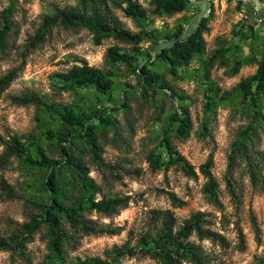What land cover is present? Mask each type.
<instances>
[{"label": "rangeland", "instance_id": "374dc122", "mask_svg": "<svg viewBox=\"0 0 264 264\" xmlns=\"http://www.w3.org/2000/svg\"><path fill=\"white\" fill-rule=\"evenodd\" d=\"M147 10L146 20H134L121 9H114L121 24L133 32L145 28L150 36L138 44L119 41L113 37L95 40V34L86 27L51 25L42 42L29 47L28 39L40 27L43 17L52 13V5H63L73 0H0V28L9 24L4 45L0 48V76L10 69H17L16 78L0 98V136L24 134V141L40 142L50 159H59L60 152L45 135L58 123V116L48 108L35 103L20 105L11 100L13 95H37L52 105L70 106L84 110L89 115L106 100L94 89L66 87L58 75L73 65L86 61L100 68L106 78L113 80L111 101L107 112L116 120V131L95 130L100 160L120 164L122 168L141 167L139 176L126 175L117 170L120 178H114L108 169L90 151L83 139H75L71 145L75 156L80 158L94 180L98 191L96 197L128 195L125 208L115 213L86 212L85 217L99 224L120 226L117 234L91 235L73 233L74 240L65 247L64 260L53 264H71L77 259L99 257L109 260L114 246L127 240L135 243L138 234L147 226L149 210L170 207L168 199L158 189L174 191L186 201L181 208H173L180 222L192 211L211 212L215 227H219L220 212L210 203L203 192L205 179L185 176L179 168L171 166L166 172H151L145 155L155 150L163 155L162 131L170 115L179 105L189 112L191 129L187 136L171 132V140L177 150L198 169L211 154L212 172L218 184V193L229 225L221 230L231 241L236 242L233 221L238 219L245 234V249H232L224 256L228 264H258L264 256V162L259 164L261 182L250 181L247 161L235 156L229 173V155L239 132L250 122L248 104L240 103L234 89L245 77L252 75L257 65L244 60L256 55L264 37V14L261 20L249 15L246 2L264 8V0H210L192 1L179 13L155 16L152 14L154 0H138ZM245 10L241 14V6ZM209 10V11H208ZM208 16L202 31L204 50L187 65L176 72L158 60L155 53L167 43L165 36H172L178 26L189 31L201 16ZM252 25V26H250ZM114 47L127 55H136L129 65L112 61L109 48ZM138 50L151 57L140 55ZM244 60L238 71L232 73L237 60ZM153 63H150L152 62ZM150 63V68L159 72L176 94L170 96L168 89L148 87L136 67ZM144 88V89H142ZM121 102L123 106H121ZM111 107H115L112 108ZM92 121H96L92 118ZM255 136L248 143L251 158L256 152H264V125L256 126ZM1 149V146H0ZM45 169L28 167L18 158L8 166L0 167V176L9 182L15 192L12 199L2 198L0 189V235L10 237L24 232V224L39 213L38 205L45 202L47 194L42 185ZM231 177L238 194V205L231 200L225 177ZM254 216L260 228V242L256 240L250 216ZM203 244L208 247L207 241ZM46 228L41 224L32 232L22 250L0 249V264H49ZM122 264H157L152 259L121 257Z\"/></svg>", "mask_w": 264, "mask_h": 264}, {"label": "trees", "instance_id": "16d2710c", "mask_svg": "<svg viewBox=\"0 0 264 264\" xmlns=\"http://www.w3.org/2000/svg\"><path fill=\"white\" fill-rule=\"evenodd\" d=\"M191 0H154L152 14L155 16L171 15L184 11ZM121 9L124 14L134 20H146L147 10L138 0H73L63 5H52V13L43 17L41 27L28 39L29 47L42 42L51 25L61 23L64 26L86 27L95 34V40L113 37L119 41L138 45L146 36H150L145 28L136 32L124 27L115 15L114 9ZM208 16H200L189 31L178 26L172 36H165L167 43L163 44L155 53L154 60L167 65L172 72L178 67L187 65L204 50L202 31L205 28ZM252 26V25H250ZM9 24L5 21L0 28V48L4 45ZM140 55L151 57L148 53L138 50ZM108 55L112 61L131 64L136 55H127L119 49L111 47ZM244 60L257 65L255 72L243 78L236 88V99L249 105L251 113L250 122L239 132L229 155L228 170L237 155L247 161L248 173L252 184L261 182L258 175L259 164L264 162V152H256V158L249 154L248 143L255 136L256 126L264 125V37L258 54L250 55ZM242 59L237 60L231 72L238 71ZM150 63H153L150 62ZM150 63H143L136 67L142 81L148 87L159 86L168 89L170 96H176L171 86L164 81L159 72L150 68ZM17 69H10L0 76V98L16 78ZM59 82L66 87L80 89H94L106 100L96 108L92 114L87 115L84 110L74 109L70 106L52 105L37 95H13L11 100L20 105L35 103L42 108H48L57 114L58 123L45 135L55 144L60 152L59 159H50L40 142L36 140L24 141V134H9L0 136V167L8 166L12 159L18 158L28 167L45 169L42 185L46 191L45 202L38 205L39 213L34 215L30 222L24 224V232L10 237L0 235V249L13 251L22 250L24 243L30 240L32 232L41 224L45 225L48 238L49 264L60 263L64 260L65 247L74 240L73 233L103 235L117 234L120 226L99 224L85 217L86 212L103 214L115 213L119 208H125L129 196L96 197L98 188L94 180L88 175L84 162L75 156L71 145L75 139H83L89 146L100 164L109 170L110 174L119 179L117 173L121 169L126 175L139 176L141 167L122 168L118 163L112 165L100 160L95 130L116 131V120L107 112V103L111 101L113 80L106 78L104 72L86 61L70 67L66 72L58 75ZM144 89V88H142ZM123 106V103L120 104ZM115 108V107H111ZM94 118L96 121H92ZM191 129L189 112L183 105H179L167 116V123L162 131L163 155L155 150H149L145 155L147 168L151 172H166L171 166L187 177L196 178L198 174L205 179L203 192L208 201L220 212L219 227H215V218L211 212L204 210L192 211L187 217L178 221L173 208H181L186 201L177 196L172 190L158 189L165 195L170 207L152 208L149 210L147 226L135 239L134 244L127 240L120 246H114L109 260L99 257H86L77 259L71 264H122L121 257L139 255L152 259L157 264H228L225 257L230 250L245 249V234L239 225L238 219L233 221L236 242L234 244L221 232L230 223L224 213L223 204L218 193L216 177L212 172V156L206 157L198 169L181 154L171 140V132L180 136H187ZM226 188L231 200L238 205L239 198L234 189L231 177L226 176ZM0 189L2 198L12 199L15 192L12 185L3 176H0ZM1 197V196H0ZM251 226L256 240L260 242V228L254 216H250ZM207 241L206 247L203 242ZM264 264V256L258 260Z\"/></svg>", "mask_w": 264, "mask_h": 264}, {"label": "crops", "instance_id": "0c3cea01", "mask_svg": "<svg viewBox=\"0 0 264 264\" xmlns=\"http://www.w3.org/2000/svg\"><path fill=\"white\" fill-rule=\"evenodd\" d=\"M245 4H246V7H248L247 11H248L249 15H251V17L253 14L256 16L262 15L264 12L263 7L258 8L255 6V4H251L249 1H247Z\"/></svg>", "mask_w": 264, "mask_h": 264}, {"label": "built area", "instance_id": "2783aa9c", "mask_svg": "<svg viewBox=\"0 0 264 264\" xmlns=\"http://www.w3.org/2000/svg\"><path fill=\"white\" fill-rule=\"evenodd\" d=\"M191 1H195V2H197V1H199V0H191ZM203 1H205V2H208V1H210V0H203ZM241 14L244 12V11H246L245 10V7H244V5L243 6H241ZM209 11V10H208ZM263 14H264V12H263ZM201 16H204V15H201ZM262 16V15H261ZM261 16L259 17V18H257V19H259V20H261ZM257 17V16H256Z\"/></svg>", "mask_w": 264, "mask_h": 264}]
</instances>
